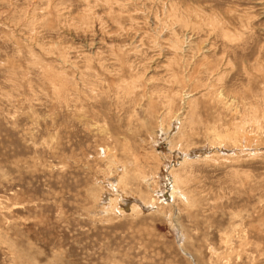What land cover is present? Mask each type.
Here are the masks:
<instances>
[{"label":"rangeland","instance_id":"374dc122","mask_svg":"<svg viewBox=\"0 0 264 264\" xmlns=\"http://www.w3.org/2000/svg\"><path fill=\"white\" fill-rule=\"evenodd\" d=\"M0 264H264V0H0Z\"/></svg>","mask_w":264,"mask_h":264},{"label":"bare ground","instance_id":"6f19581e","mask_svg":"<svg viewBox=\"0 0 264 264\" xmlns=\"http://www.w3.org/2000/svg\"><path fill=\"white\" fill-rule=\"evenodd\" d=\"M115 153V152H114ZM198 156V155H197ZM186 158V157H185ZM168 168V167H167ZM165 183V182H164ZM165 186V185H164ZM167 191V190H166ZM183 196V195H182ZM168 202V201H167ZM150 205V204H149ZM146 207V206H145ZM149 209V208H148Z\"/></svg>","mask_w":264,"mask_h":264}]
</instances>
